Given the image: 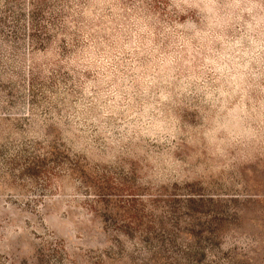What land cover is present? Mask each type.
Here are the masks:
<instances>
[{"label": "rangeland", "instance_id": "374dc122", "mask_svg": "<svg viewBox=\"0 0 264 264\" xmlns=\"http://www.w3.org/2000/svg\"><path fill=\"white\" fill-rule=\"evenodd\" d=\"M0 264H264V0H0Z\"/></svg>", "mask_w": 264, "mask_h": 264}, {"label": "clouds", "instance_id": "9594fccd", "mask_svg": "<svg viewBox=\"0 0 264 264\" xmlns=\"http://www.w3.org/2000/svg\"><path fill=\"white\" fill-rule=\"evenodd\" d=\"M219 133H220V134L223 133V128H222V127L219 129Z\"/></svg>", "mask_w": 264, "mask_h": 264}]
</instances>
